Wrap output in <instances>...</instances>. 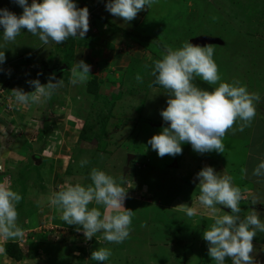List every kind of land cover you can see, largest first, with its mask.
Returning <instances> with one entry per match:
<instances>
[{
    "label": "rangeland",
    "instance_id": "rangeland-1",
    "mask_svg": "<svg viewBox=\"0 0 264 264\" xmlns=\"http://www.w3.org/2000/svg\"><path fill=\"white\" fill-rule=\"evenodd\" d=\"M74 2L90 9L92 19L94 11L101 13L108 25L89 19L84 39L69 37L62 44L47 45L22 29L14 42L4 45L0 182L7 181L22 196L17 223L26 235L17 240L22 259L10 263L2 252L5 259L0 264H99L91 260V253L105 247L112 255L104 264H216L203 239L213 220L196 202L197 174L210 166L231 176L244 196L241 216L255 210L264 223V177L252 174L264 161V118L256 114L243 131L238 121L237 130L223 138V154H200L185 143L182 154L160 157L148 141L166 127L161 111L169 96L151 84V71L165 45L175 49L184 41L206 38L195 44L215 48L220 82L245 85L249 92L259 93L258 103L264 107V0H158L132 21L113 16L104 0ZM0 9L23 13L13 0H0ZM2 32L0 25V44ZM81 60L91 66L89 79L74 86L69 83L70 69ZM52 74L53 83L62 79L64 85L45 103L23 106L15 101L13 89L32 92L28 81L46 84ZM40 144L44 160L33 165L27 155ZM83 160L87 163L81 167ZM92 168L123 177L121 186L130 187L124 206L134 215L130 235L120 244L104 241L101 233L86 240L82 230L66 224L48 206V196L66 182L91 184ZM182 204L196 207L198 214L188 217ZM88 207L104 211L94 203ZM217 207L220 215L231 214ZM252 243L255 264H264V232H257ZM229 263L231 258H226Z\"/></svg>",
    "mask_w": 264,
    "mask_h": 264
},
{
    "label": "clouds",
    "instance_id": "clouds-1",
    "mask_svg": "<svg viewBox=\"0 0 264 264\" xmlns=\"http://www.w3.org/2000/svg\"><path fill=\"white\" fill-rule=\"evenodd\" d=\"M23 8L20 16L7 9H0V25L3 26V42L0 44V64L5 62L3 49L7 43L14 42L22 29L38 36L42 44L50 42L64 43L69 37L84 39L89 31V10L78 8L74 0H13ZM158 0H108L106 10L113 16L132 21L139 12L151 8ZM215 48L211 44L200 46L184 41L179 48L165 45L161 59L153 62L151 75L154 85L161 86L168 94L167 107L161 116L169 126L163 127L159 134L153 135L148 144L160 157L182 154V144H191L192 149L200 154L215 151L223 154V138L239 121V131L251 125L257 114L260 95L249 92L245 85L237 81L220 82L218 66L214 57ZM90 65L83 60L70 69L69 83L84 84L90 75ZM147 68L148 65H145ZM201 78L209 85L218 87L208 91L197 87L192 81ZM55 75L48 83L41 84L38 79L28 83L34 91L24 92L13 89L15 101L23 106L40 105L49 100L55 91L63 87L62 79L53 83ZM136 80L142 82L137 74ZM87 161H81V167ZM242 174L247 173L241 169ZM264 177V161H261L252 173ZM199 195L196 202L207 211L213 223L203 232V239L208 244V255L216 264H225L231 258L232 264H255L253 238L257 232H264L258 212L251 210L241 216L240 204L244 199L242 191L232 183V177L220 175L206 166L197 174ZM92 181L88 186L66 182L58 191L47 198L48 206L60 213V218L68 225H76L77 231L83 232L86 240H91L98 233L108 243L120 244L130 235L134 211L124 206L127 189L122 185L123 177L115 178L106 172L92 168ZM22 196L12 190L7 181L0 182V239L23 240L25 231L18 225L17 205ZM102 206L89 209V204ZM253 204L257 202L252 201ZM182 206L188 217L198 214L197 208ZM224 206L231 214L223 212ZM5 249L0 247V252ZM112 252L109 248H98L91 253V260L104 264Z\"/></svg>",
    "mask_w": 264,
    "mask_h": 264
},
{
    "label": "trees",
    "instance_id": "trees-1",
    "mask_svg": "<svg viewBox=\"0 0 264 264\" xmlns=\"http://www.w3.org/2000/svg\"><path fill=\"white\" fill-rule=\"evenodd\" d=\"M104 1H106V2H108V0H104ZM90 10V9H89ZM91 11V10H90ZM92 12V11H91ZM93 19H94V22L96 23V24H98L96 21H97V19H98V22L100 21V24L101 23H104L105 21H104V17H102V14L101 13H99V12H95L94 11V14H93ZM100 18H102V22H101V20H100ZM91 20H93L92 19V17L90 18ZM105 24H107L108 25V22H105ZM68 60H71V59H69V58H67V60L66 61H68ZM69 66V65H68ZM154 77H152V79H151V84L152 85H154L153 84V81H154ZM197 87H199V88H201V89H204V90H208V91H212V90H214V86L213 85H209L208 83H206V82H204L201 78H199V77H196L193 81H192ZM93 84L95 85V82H93ZM156 86H159V85H156ZM161 87V86H160ZM92 90H94V88L92 87ZM150 123H152V124H154V123H157V122H154V121H149ZM154 122V123H153ZM80 135V134H79ZM80 137H82V141H84V139H83V137H85L84 136V134H81V136ZM44 146V145H43ZM69 173V172H68ZM4 249H5V254H7L8 256H10V257H12V258H14V259H16V260H20V259H22V256H23V253H22V251H21V249L19 248V246H18V244L17 243H15V242H13V241H6L5 242V244H4ZM230 264V263H229Z\"/></svg>",
    "mask_w": 264,
    "mask_h": 264
},
{
    "label": "crops",
    "instance_id": "crops-1",
    "mask_svg": "<svg viewBox=\"0 0 264 264\" xmlns=\"http://www.w3.org/2000/svg\"><path fill=\"white\" fill-rule=\"evenodd\" d=\"M166 123V127L168 126V124H167V122H165V121H163L161 124H165ZM43 147H42V145L40 144L39 145V147H38V149L36 148V152H31V153H29L28 155H27V161L28 162H30L31 164H33L34 165V163H38V162H42L43 160H44V154L42 153V152H39V149H42ZM44 150V149H43ZM42 150V151H43ZM6 159V158H5ZM73 161V160H72ZM71 163V162H70ZM69 164V162L67 163V165ZM6 171V170H5ZM32 220V219H31ZM51 222V221H50ZM37 228V227H36ZM36 228H34V229H36ZM33 229V230H34ZM3 239H0V247H2V248H4V244H5V242L6 241H13V242H15V243H17L18 244V246H19V242L17 241V240H3ZM19 248L21 249V247L19 246ZM22 250V249H21ZM3 253L2 252H0V260L1 259H5L4 257H3V255H2ZM4 254H5V251H4ZM6 256H7V258H8V260H9V262L10 263H12V262H19V260H16V259H14V258H12V257H10V256H8L7 254H5ZM21 260V259H20Z\"/></svg>",
    "mask_w": 264,
    "mask_h": 264
},
{
    "label": "water",
    "instance_id": "water-1",
    "mask_svg": "<svg viewBox=\"0 0 264 264\" xmlns=\"http://www.w3.org/2000/svg\"><path fill=\"white\" fill-rule=\"evenodd\" d=\"M207 39L206 38H198L196 40H190L191 43L195 44V43H200V42H205ZM257 107V115H259V117L264 118V107L261 106L259 103H257L256 105Z\"/></svg>",
    "mask_w": 264,
    "mask_h": 264
},
{
    "label": "built area",
    "instance_id": "built-area-1",
    "mask_svg": "<svg viewBox=\"0 0 264 264\" xmlns=\"http://www.w3.org/2000/svg\"><path fill=\"white\" fill-rule=\"evenodd\" d=\"M91 18V13H89V19Z\"/></svg>",
    "mask_w": 264,
    "mask_h": 264
}]
</instances>
